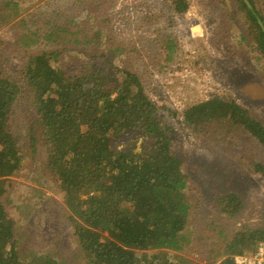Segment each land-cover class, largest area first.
I'll use <instances>...</instances> for the list:
<instances>
[{
  "label": "rangeland",
  "instance_id": "rangeland-1",
  "mask_svg": "<svg viewBox=\"0 0 264 264\" xmlns=\"http://www.w3.org/2000/svg\"><path fill=\"white\" fill-rule=\"evenodd\" d=\"M15 1L7 7L0 4V68L21 85L28 56L42 52L49 54L53 67L68 74L104 64L113 65L112 75L124 69L141 73L146 92L174 129L172 152L187 176V234L193 245L214 253L244 225H264V173L253 167L264 164V147L229 119L189 125L184 117L190 106L219 97L234 100L264 122V55L239 0H188V10L181 14L174 12L171 0H101L100 7L99 0ZM250 3L264 17V0ZM100 11L111 27L103 21L92 31H99L95 42H81L88 37L80 30L93 29ZM166 36L175 42L153 43ZM22 96L15 121L22 129L26 156L5 195L19 236L18 252L21 257L36 252L85 264L73 228L65 221L69 212L58 182L44 166L42 147L31 145V116L22 107ZM132 139L142 147L140 134L115 145L122 148ZM230 193L241 201L239 211L233 209L237 202L231 207L223 202ZM182 256L197 262L201 258L190 251Z\"/></svg>",
  "mask_w": 264,
  "mask_h": 264
},
{
  "label": "trees",
  "instance_id": "trees-1",
  "mask_svg": "<svg viewBox=\"0 0 264 264\" xmlns=\"http://www.w3.org/2000/svg\"><path fill=\"white\" fill-rule=\"evenodd\" d=\"M239 1L264 55V30L259 23L264 17ZM1 3L18 4L15 0ZM103 3L99 0L97 7ZM171 3L175 13L189 7L188 0ZM99 13L102 17H97L93 29L80 30L88 37L81 42H95L103 21L109 25V19ZM163 42L175 41L166 36L153 43ZM28 57L22 85L0 68V264H72L51 254L32 252L21 257L17 249L19 236L5 195L26 156L20 144L22 129L15 121L22 94L26 99L22 107L31 116L27 129L31 145L42 147L44 166L58 182L69 212L65 221L73 228L85 264H237L236 255L254 252L264 241V225H244L217 252L208 254L193 245L187 234V176L182 160L172 152L174 129L146 92L139 71L124 69L112 75L113 65L104 64L68 74L53 67L46 52ZM184 117L189 125L229 119L264 147V122L234 100L200 101L186 109ZM138 134L144 139L141 148L135 139L122 148L115 145ZM253 167L264 173L263 163ZM223 202L230 207L237 202L234 212L241 208L236 193L225 195ZM184 251L201 257V263L183 257Z\"/></svg>",
  "mask_w": 264,
  "mask_h": 264
},
{
  "label": "built area",
  "instance_id": "built-area-1",
  "mask_svg": "<svg viewBox=\"0 0 264 264\" xmlns=\"http://www.w3.org/2000/svg\"><path fill=\"white\" fill-rule=\"evenodd\" d=\"M234 258L237 264H264V241L258 244L254 252L236 255Z\"/></svg>",
  "mask_w": 264,
  "mask_h": 264
},
{
  "label": "water",
  "instance_id": "water-1",
  "mask_svg": "<svg viewBox=\"0 0 264 264\" xmlns=\"http://www.w3.org/2000/svg\"><path fill=\"white\" fill-rule=\"evenodd\" d=\"M245 1V3L247 4V6L249 7V8H253L252 7V4L250 3V1L249 0H244ZM259 23H260V25H261V27L263 28V30H264V25H263V23H262V21L259 19Z\"/></svg>",
  "mask_w": 264,
  "mask_h": 264
}]
</instances>
